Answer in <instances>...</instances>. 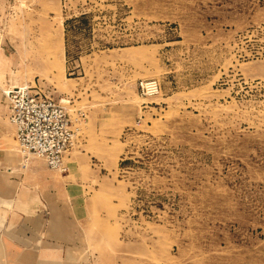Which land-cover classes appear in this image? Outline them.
I'll list each match as a JSON object with an SVG mask.
<instances>
[{"label":"rangeland","instance_id":"rangeland-1","mask_svg":"<svg viewBox=\"0 0 264 264\" xmlns=\"http://www.w3.org/2000/svg\"><path fill=\"white\" fill-rule=\"evenodd\" d=\"M12 10L9 70L68 99L77 127L67 171L27 163L89 176L101 264H264V0Z\"/></svg>","mask_w":264,"mask_h":264},{"label":"crops","instance_id":"crops-1","mask_svg":"<svg viewBox=\"0 0 264 264\" xmlns=\"http://www.w3.org/2000/svg\"><path fill=\"white\" fill-rule=\"evenodd\" d=\"M15 1L0 0V264H101L106 258L90 237L89 176L50 173L13 148L3 90L24 79L7 63L5 24Z\"/></svg>","mask_w":264,"mask_h":264},{"label":"built area","instance_id":"built-area-1","mask_svg":"<svg viewBox=\"0 0 264 264\" xmlns=\"http://www.w3.org/2000/svg\"><path fill=\"white\" fill-rule=\"evenodd\" d=\"M140 88L143 95H153L159 91V84L154 79L141 80ZM3 95L22 160L37 157L51 170L67 171L64 158L77 130L63 104L68 99L55 100L32 83L12 85L3 90Z\"/></svg>","mask_w":264,"mask_h":264}]
</instances>
